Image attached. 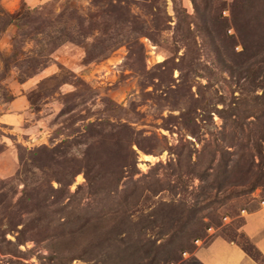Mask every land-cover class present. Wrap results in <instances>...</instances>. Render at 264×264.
Segmentation results:
<instances>
[{
	"label": "rangeland",
	"instance_id": "1",
	"mask_svg": "<svg viewBox=\"0 0 264 264\" xmlns=\"http://www.w3.org/2000/svg\"><path fill=\"white\" fill-rule=\"evenodd\" d=\"M0 5L85 37L0 82V112L28 102L0 124L15 165L0 169V264H200L210 229L251 248L238 229L264 201V0Z\"/></svg>",
	"mask_w": 264,
	"mask_h": 264
},
{
	"label": "trees",
	"instance_id": "2",
	"mask_svg": "<svg viewBox=\"0 0 264 264\" xmlns=\"http://www.w3.org/2000/svg\"><path fill=\"white\" fill-rule=\"evenodd\" d=\"M35 13L38 12L34 10H27L21 7L17 12L11 14L5 11L0 5V33L2 31H6L9 27H15L17 29L12 37L11 53L6 54L0 51V82H2L7 74L13 70L15 73H18V75L22 77L21 80H19L21 83H23L27 79L31 78L36 71H39V69L44 67L48 61V57L50 56V54H52L53 51L63 43L72 42L81 44L83 42L81 40L85 37L83 36V33L81 31H77V33L72 35V33L68 31L53 30L51 29V25L43 23H38V25L36 23ZM57 17H62V15L57 14L55 15V17H53V15L51 16L52 19H57ZM28 41L33 42L34 44L42 43L43 46H41V51L36 53L35 55L32 51H24L23 45L27 44ZM114 47L115 45L104 46L98 51V53L87 51V57L98 58L99 56L105 54L109 49H113ZM22 67H24V69H22ZM241 235L242 237L246 238L247 242L250 244V249H246L244 246L239 245L234 240L230 241L236 242L237 245H239L241 249L255 262H257L258 264H264V256L262 255V253L243 233H241ZM253 251L255 253H253ZM144 256H147V251L144 253ZM172 256L173 255H168L163 260L170 261L173 259ZM161 260L162 259L157 261L155 264H157Z\"/></svg>",
	"mask_w": 264,
	"mask_h": 264
},
{
	"label": "crops",
	"instance_id": "3",
	"mask_svg": "<svg viewBox=\"0 0 264 264\" xmlns=\"http://www.w3.org/2000/svg\"><path fill=\"white\" fill-rule=\"evenodd\" d=\"M3 108L5 110L0 112V124L14 127L23 120L24 111L28 109V102L22 95H15ZM8 150L5 148V151L0 154V169L3 175L12 173L15 166L12 158L8 157ZM238 230L264 256V201L256 209L244 211L243 223ZM213 232H215L213 229L209 230L207 236L210 240L207 243L203 244V240H197V245H201L197 247L194 255L200 264H258L236 242L220 235L213 236Z\"/></svg>",
	"mask_w": 264,
	"mask_h": 264
}]
</instances>
